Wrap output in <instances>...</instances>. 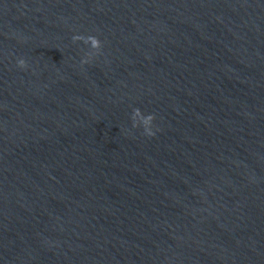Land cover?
I'll list each match as a JSON object with an SVG mask.
<instances>
[{
  "label": "water",
  "instance_id": "water-1",
  "mask_svg": "<svg viewBox=\"0 0 264 264\" xmlns=\"http://www.w3.org/2000/svg\"><path fill=\"white\" fill-rule=\"evenodd\" d=\"M0 264H264V0H0Z\"/></svg>",
  "mask_w": 264,
  "mask_h": 264
}]
</instances>
